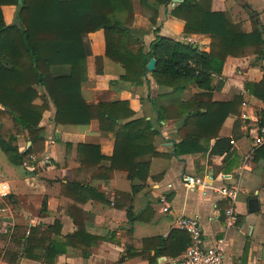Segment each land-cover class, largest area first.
<instances>
[{"label": "crops", "instance_id": "1", "mask_svg": "<svg viewBox=\"0 0 264 264\" xmlns=\"http://www.w3.org/2000/svg\"><path fill=\"white\" fill-rule=\"evenodd\" d=\"M215 2V6L226 11L245 33L253 31L254 21L264 26V0ZM14 9L13 6L3 7L8 26L16 21L17 8ZM164 20L163 9L160 22ZM154 29L146 39L149 45L155 38ZM143 31L144 34L147 32ZM183 31V22L169 18L164 22L161 35L170 39L183 38ZM186 40L203 52L210 51L211 40L208 36L191 35ZM85 43L90 58L89 82L82 87L84 100L88 103L129 101L135 112L133 120L145 119L158 130L155 146L166 157L151 160L150 178L146 183L131 181L128 173L122 171H115L109 180H105L96 168H85L79 164L76 146H99L101 155L110 158L115 149V135L102 132L96 121L88 126L57 125L54 122L56 108L50 102V108L45 112L40 125L45 143L36 156L38 172L31 170L29 163L17 168L9 160L4 162L0 159V183H9L12 190L5 204L0 201V207L9 210L6 214H0V230L4 235L6 232L10 234L6 240H0V264H177L188 249L176 255L183 242L181 237H171L179 231L176 222L181 217L199 218L205 247L213 246L226 234V264H264V160L254 161L244 171L241 180L238 178L240 165L229 174L231 179L226 181L222 177L226 174L221 170L227 156L210 155L215 140L210 142L205 153L177 156L175 145L179 140L180 122H159L148 99L149 94L156 98L171 89L159 86L151 76L149 86L133 88L118 84L99 89L91 74V61L95 57L104 59L105 75L122 76L124 70L105 57L103 30L89 34L85 37ZM52 71L55 76L70 75L68 66L54 67ZM261 82L264 83V60L257 57L253 48L247 49L241 57H228L223 74L213 77L214 102H231L238 95L243 98L241 116L228 117L219 133L220 138H232L235 136V123L241 121L233 141V151L241 159L252 148V136L260 128L259 115L264 111V102L252 96L246 90V85ZM38 91L41 96L46 94L42 88ZM201 92L197 86L191 85L185 91L183 100L189 101ZM35 103L41 105L42 101L38 99ZM0 122L4 131L12 128L8 118L3 117ZM23 140H26L25 135L18 137L17 143L21 150ZM29 144L27 142V149L31 146ZM67 144L74 148L67 151ZM0 152L3 153L1 149ZM101 166L108 168L110 163L102 162ZM29 173L33 174L27 175ZM156 177L161 178L154 179ZM186 177L193 178L197 183L193 187L188 186L184 181ZM236 181H240L244 188L236 205L238 225L236 229L226 232L224 212L228 207L222 209L226 200L215 189L232 185ZM73 182L93 188L98 193L88 194L77 187H66ZM202 183L206 184V188ZM133 187L142 188L131 200L128 196L132 194ZM99 194L104 200H95L92 196ZM162 196H166L169 203L167 213L163 211L164 205L160 202ZM252 199L259 202V210L254 213L249 212V201ZM130 206L135 217L141 215L133 223L127 216ZM147 208L152 212L142 215ZM75 222L84 227L88 235L84 239L85 244L92 242V238L99 239L97 245L91 248L89 257L83 256L78 242L68 240L77 231ZM32 229L36 230L35 240L27 248V239ZM13 234L16 242L20 241L19 245L13 241ZM51 242L66 245L65 253L58 255L54 263L45 260L47 252L44 248ZM161 243H165L164 250ZM26 248L28 251L25 252ZM14 253L18 254L17 257Z\"/></svg>", "mask_w": 264, "mask_h": 264}, {"label": "trees", "instance_id": "2", "mask_svg": "<svg viewBox=\"0 0 264 264\" xmlns=\"http://www.w3.org/2000/svg\"><path fill=\"white\" fill-rule=\"evenodd\" d=\"M19 1L0 0V121L5 117L12 125L4 131L0 122V149L14 167L29 163L33 171L38 172L36 156L45 143L40 125L50 102L56 108L54 122L57 125L88 126L96 121L102 132L115 135V149L110 158L101 155L99 146H76L79 164L96 168L105 180H109L115 171H122L128 173L129 180L146 183L150 178L151 160L166 157L155 146L158 130L145 119L133 120L135 112L129 101L88 103L84 100L82 87L89 82L90 58L85 37L101 30L105 35V57L123 68L124 74L118 77L105 75L104 59L95 57L92 61H95L96 72L92 76L99 89L118 84L141 88L149 86L151 76L159 86L171 89L156 98L149 94L148 99L159 122H180L179 140L175 145L177 156L205 153L210 142L215 140L210 155L227 156L221 172L229 175L241 165L242 159L234 153L231 144L241 121L235 123L232 138H220L219 133L228 117L241 116L243 98L238 95L231 102H214L212 81L214 76L223 74L228 57H241L247 49L253 48L257 57L264 60V26L254 21L253 31L245 33L226 11L215 6V0H183L178 4L174 0H21V4ZM136 3L155 28V38L148 52L143 40L132 30ZM5 6L17 8L13 25L5 23ZM163 9L165 20L160 22ZM169 18L184 23L183 38L170 39L161 35L164 22ZM191 35L208 36L210 51L203 52L188 42L186 39ZM153 58L157 60V66L150 75L147 65ZM62 66L70 67V75L55 76L52 68ZM191 85L202 92L184 101L183 95ZM39 88L46 94L41 96ZM246 90L264 102L263 82L247 84ZM38 99H41V105L35 103ZM259 117V126L264 128V111ZM22 135L31 143L26 151L17 143ZM73 148L71 144L66 145L67 151ZM260 159L264 160V147L255 153L254 161ZM102 162H109L110 166L103 167ZM66 187H77L88 194L98 193L76 182ZM141 188L133 187L132 194L127 196L132 200ZM92 196L95 200H104L100 194ZM227 207L225 201L222 209ZM151 212L147 208L142 215ZM127 216L132 223L141 218V215L134 216L131 206ZM75 224L77 231L68 240L78 242L83 256L89 257L99 239L92 238V242L85 244L88 235L84 227L78 222ZM17 232L18 228L14 234ZM35 232L31 230L27 248L35 240ZM14 234L11 237L16 242ZM9 235L0 230V240H6ZM171 237H181L183 242L176 255L185 252L191 244V238L185 232H174ZM161 247L164 250L165 243H161ZM44 249L47 252L45 260L54 263L58 255L65 253L66 245L51 242Z\"/></svg>", "mask_w": 264, "mask_h": 264}, {"label": "built area", "instance_id": "3", "mask_svg": "<svg viewBox=\"0 0 264 264\" xmlns=\"http://www.w3.org/2000/svg\"><path fill=\"white\" fill-rule=\"evenodd\" d=\"M252 137V148L250 152L242 158L241 166L238 170V178L240 180L244 171L254 162L256 151L264 147V128H258ZM231 144L233 146L234 142H231ZM30 160L34 161L35 158L30 157ZM29 167L33 170L32 165H29ZM222 177L226 181L231 179L230 175H223ZM184 181L191 187L197 183L193 178L188 177H186ZM205 185V183H202V186L206 188ZM215 191L224 198L229 205L224 212L226 232L236 229L238 225L236 205L239 197L244 193V188L240 181H236L232 185L216 188ZM11 193L10 184L1 182L0 201L5 204V202L9 200ZM160 202L164 205L163 211L167 213L169 211V203L166 196H162ZM8 211V208L0 207V214H6ZM176 228L179 231L185 232L191 238L190 246L177 264H226V234L223 238L217 240L213 246L205 247L203 227L198 217H181L176 222Z\"/></svg>", "mask_w": 264, "mask_h": 264}, {"label": "rangeland", "instance_id": "4", "mask_svg": "<svg viewBox=\"0 0 264 264\" xmlns=\"http://www.w3.org/2000/svg\"><path fill=\"white\" fill-rule=\"evenodd\" d=\"M15 9H16V7H15ZM13 13H14V11L12 12L11 15H13ZM133 28L134 29L136 28V29L134 30ZM153 28L154 27L151 25L148 17L141 10V7L138 4H136L135 18H134V22L132 24V29L138 35V36L137 35H135V36L138 37V38H140L141 40H143L144 45H145V48H146V51L148 50V45H149V43H148L149 40H147V42H146V39H147V37H149V35H148L149 33H150V36H151V31L153 30ZM137 29H140V31H138ZM143 30H146L148 33L145 32V34H144V31ZM95 72H96L95 61H91V74H95ZM27 142H28L27 139L22 141L21 148H22L23 151L24 150L25 151L28 150L26 148L27 147ZM0 159L2 161H4V162L5 161L8 162V158H7L6 154H4L2 152H0ZM0 205H1V203H0Z\"/></svg>", "mask_w": 264, "mask_h": 264}, {"label": "water", "instance_id": "5", "mask_svg": "<svg viewBox=\"0 0 264 264\" xmlns=\"http://www.w3.org/2000/svg\"><path fill=\"white\" fill-rule=\"evenodd\" d=\"M182 2L181 0H174V3H180ZM22 1H19V4H21ZM156 66H157V60L155 58L151 59L150 62L147 65V69L150 73L155 72L156 70ZM31 143L28 145L30 146ZM259 210V202L258 200L252 199L249 201V212L250 213H254L257 212Z\"/></svg>", "mask_w": 264, "mask_h": 264}]
</instances>
